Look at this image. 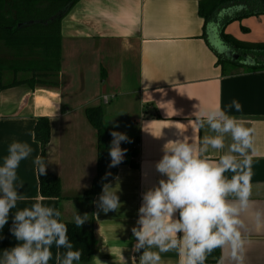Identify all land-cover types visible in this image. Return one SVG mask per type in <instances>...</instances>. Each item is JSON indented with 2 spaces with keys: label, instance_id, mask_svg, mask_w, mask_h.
Masks as SVG:
<instances>
[{
  "label": "crops",
  "instance_id": "1",
  "mask_svg": "<svg viewBox=\"0 0 264 264\" xmlns=\"http://www.w3.org/2000/svg\"><path fill=\"white\" fill-rule=\"evenodd\" d=\"M198 2L78 0L60 21L58 73L33 72L32 59L0 44V164L13 141L27 142L34 149L17 169L18 182L23 183L18 192L24 200L18 201L0 230V259L5 249L18 243L10 231L14 212L42 201L58 208L65 222H73L76 211L89 215L82 227L92 230L96 245L90 261L79 264H123L122 256L127 264L135 256L138 264L141 253L132 250L136 241L131 229L137 224L142 194L166 179L155 167L165 144L188 137L199 148L203 137L214 133L197 124L198 107L219 105L227 110L233 99L242 104V111L233 108L228 114L254 129V151H249L251 212L264 211V69L226 67L221 73L198 15ZM241 9L222 8L209 23L219 30L224 18ZM223 33L244 42H264V14L230 22ZM243 59L238 55L236 60ZM88 106H101L107 129L137 140V167L129 166L126 154L116 177L107 183L121 201L119 209L107 214L94 203L102 190L79 198L95 174V131L84 115ZM39 117L49 120L46 162L60 180V199L42 198L38 192L32 160L39 155L33 138ZM221 154L212 149L207 153L212 159ZM243 219L249 241L245 264H264V221L257 225L250 214ZM52 251L55 257L54 246ZM160 255L161 264H179L175 250ZM222 256L220 249L218 262L205 264H219ZM49 264H55L54 259ZM224 264L235 262L226 257Z\"/></svg>",
  "mask_w": 264,
  "mask_h": 264
},
{
  "label": "clouds",
  "instance_id": "2",
  "mask_svg": "<svg viewBox=\"0 0 264 264\" xmlns=\"http://www.w3.org/2000/svg\"><path fill=\"white\" fill-rule=\"evenodd\" d=\"M242 107L235 99L226 106L227 110L219 105L210 109L198 107L194 113L197 124L214 135H205L199 148L188 137L165 144L164 154L155 167L166 179H160L158 185L142 194L137 224L131 229L136 241L132 250L141 253L138 264H161L160 254L173 250L179 255V264H205L207 256L216 249L224 253L219 264H224L226 257L235 264H245L249 241L243 217L250 214L260 225L264 211L251 212L249 151H254V129L228 114L233 108L242 111ZM110 135L113 139L109 167H116L127 152L121 143L131 140L118 131ZM229 137L231 143L226 144ZM209 149L222 154L212 159L207 155ZM33 151L27 142L13 141L0 164V230L8 223L18 201L24 200L18 192L23 183L18 182L17 169ZM32 163L39 176L46 174L47 162L41 156H36ZM112 189L104 184L94 201L105 214L121 207L119 196ZM88 219L87 213L80 215L77 211L72 218L77 228ZM10 231L18 243L3 251L0 264H49L53 259L55 264H79L81 260L82 252L74 250L61 211L42 201L15 211ZM53 246L57 249L55 257ZM122 260L127 264L123 256ZM131 260L137 264L135 256Z\"/></svg>",
  "mask_w": 264,
  "mask_h": 264
},
{
  "label": "trees",
  "instance_id": "3",
  "mask_svg": "<svg viewBox=\"0 0 264 264\" xmlns=\"http://www.w3.org/2000/svg\"><path fill=\"white\" fill-rule=\"evenodd\" d=\"M78 0H0V44L15 55H26L32 59L31 70L58 73L60 70V21ZM241 6L242 9L233 16L224 18L218 30L224 45L240 57H249L252 64H243L216 53V63L225 73L226 67L246 70L264 69V42H244L224 34V27L233 21H239L250 16L264 14V0H199L198 15L206 25L215 18L222 8ZM247 29L242 28V31ZM103 71H101L102 73ZM88 124L95 131V174L90 186L79 198L88 199L98 194L104 184L116 177L117 168L109 167L111 157L109 147L113 137L111 130L103 124L101 106H88L84 109ZM33 138L39 145V156L46 161V149L50 140V124L46 117L36 119L33 126ZM121 147L127 149L129 166L137 167V140L131 143L122 142ZM37 172V171H36ZM108 174V175H106ZM38 192L42 198H61L60 180L57 175L46 170L39 176ZM68 226V236L74 245V250L82 252L80 263L89 262L96 245V237L92 230L82 226L77 228L74 222H65ZM61 252L64 250L61 249ZM220 249L209 254L205 263H217Z\"/></svg>",
  "mask_w": 264,
  "mask_h": 264
},
{
  "label": "water",
  "instance_id": "4",
  "mask_svg": "<svg viewBox=\"0 0 264 264\" xmlns=\"http://www.w3.org/2000/svg\"><path fill=\"white\" fill-rule=\"evenodd\" d=\"M206 39L210 47L220 55H224L227 58H230L231 60L238 59V54L230 50L226 45L223 44L221 41L219 34H218V28L214 26L213 23H208L206 26ZM243 64H252V60H250L249 57L245 58V61L242 62Z\"/></svg>",
  "mask_w": 264,
  "mask_h": 264
},
{
  "label": "built area",
  "instance_id": "5",
  "mask_svg": "<svg viewBox=\"0 0 264 264\" xmlns=\"http://www.w3.org/2000/svg\"><path fill=\"white\" fill-rule=\"evenodd\" d=\"M102 100H103L104 102H106V101H107L106 97H103V98H102Z\"/></svg>",
  "mask_w": 264,
  "mask_h": 264
},
{
  "label": "rangeland",
  "instance_id": "6",
  "mask_svg": "<svg viewBox=\"0 0 264 264\" xmlns=\"http://www.w3.org/2000/svg\"><path fill=\"white\" fill-rule=\"evenodd\" d=\"M243 57H241V59H242Z\"/></svg>",
  "mask_w": 264,
  "mask_h": 264
}]
</instances>
